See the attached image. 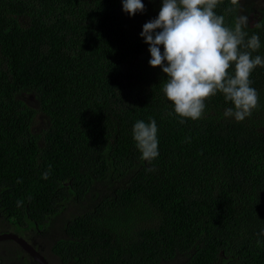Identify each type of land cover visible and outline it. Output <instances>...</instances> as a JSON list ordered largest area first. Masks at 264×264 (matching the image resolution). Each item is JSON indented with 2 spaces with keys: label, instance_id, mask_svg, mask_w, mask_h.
Segmentation results:
<instances>
[{
  "label": "trees",
  "instance_id": "obj_1",
  "mask_svg": "<svg viewBox=\"0 0 264 264\" xmlns=\"http://www.w3.org/2000/svg\"><path fill=\"white\" fill-rule=\"evenodd\" d=\"M214 11L229 28L248 16L264 57V1ZM126 14L122 0H0V233L50 264H264V67L243 121L220 92L182 118ZM150 119L148 162L132 129ZM0 264L39 263L2 239Z\"/></svg>",
  "mask_w": 264,
  "mask_h": 264
},
{
  "label": "clouds",
  "instance_id": "obj_2",
  "mask_svg": "<svg viewBox=\"0 0 264 264\" xmlns=\"http://www.w3.org/2000/svg\"><path fill=\"white\" fill-rule=\"evenodd\" d=\"M219 3L220 0H162L157 16L145 22L139 33L149 46L148 64L159 66L166 74L163 93L182 118L199 119L205 100L217 92L232 104L224 116L238 122L251 116L258 106V93L250 86L249 77L257 66L264 67V57L253 56L261 47L260 38L257 34L248 37L246 15L236 17L234 28L225 26L224 16L214 11ZM231 4L239 7V0H231ZM144 10L142 0H122V11L129 16ZM157 132L155 119L148 123L138 120L133 125V140L145 161L159 154Z\"/></svg>",
  "mask_w": 264,
  "mask_h": 264
},
{
  "label": "rangeland",
  "instance_id": "obj_3",
  "mask_svg": "<svg viewBox=\"0 0 264 264\" xmlns=\"http://www.w3.org/2000/svg\"><path fill=\"white\" fill-rule=\"evenodd\" d=\"M162 1V0H161ZM264 1V0H262ZM157 1L154 0H142V3L145 5V10L143 12H137L135 15L129 16L127 15V20L136 28H139L142 30V26L145 22L151 20V15H152V19H154V16L159 12V9L161 7V3L157 2L159 8H152V6L154 5V3Z\"/></svg>",
  "mask_w": 264,
  "mask_h": 264
},
{
  "label": "water",
  "instance_id": "obj_4",
  "mask_svg": "<svg viewBox=\"0 0 264 264\" xmlns=\"http://www.w3.org/2000/svg\"><path fill=\"white\" fill-rule=\"evenodd\" d=\"M2 239H11L15 241L22 249L25 250L34 260H36L39 264H50L45 257L40 254L29 242H27L21 236L13 232L0 233V240Z\"/></svg>",
  "mask_w": 264,
  "mask_h": 264
}]
</instances>
